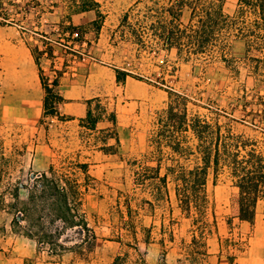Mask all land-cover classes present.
Returning a JSON list of instances; mask_svg holds the SVG:
<instances>
[{
    "label": "rangeland",
    "instance_id": "obj_1",
    "mask_svg": "<svg viewBox=\"0 0 264 264\" xmlns=\"http://www.w3.org/2000/svg\"><path fill=\"white\" fill-rule=\"evenodd\" d=\"M10 1L16 5L24 2ZM40 1L44 10L39 11L45 12L38 20L31 16V31L21 33L17 25L0 27V264H264L263 204L256 209L253 225L239 222L237 189L225 174L215 181L209 177L207 182L205 222L209 232L202 239L206 256L191 258L195 261L191 262L188 255L196 227L178 208L172 186L168 202L152 208L139 206L149 194L134 185L136 168L132 165L149 151L148 137L157 113L166 107V88L155 84L157 78L189 96L191 113L210 123H231L234 132L259 141L264 150V106L245 105L253 100L245 43L234 38L229 41L225 51L229 66L218 58L212 63L200 59L186 64L174 50L163 49L161 41L151 35V19L141 20L140 15L151 1L160 8L177 0H95L103 16L98 37L89 25L97 19L95 14H80L72 22L84 35L83 42L71 44L58 38V23L67 13L63 2ZM56 2L58 7L52 8ZM194 2L188 0L182 9L181 23L188 22ZM236 4L237 0H225V13L233 15ZM4 7L13 13V7ZM126 13L132 29L141 34L142 45L121 23ZM34 39L52 44L54 59L43 56L41 68L50 80L63 72L57 91L66 93V101H80L82 87L93 92L85 102L91 119L98 118L95 130L81 123H50L55 117L43 114L37 123L14 122L16 115L33 106L34 94H44L25 46V41ZM126 64L143 81L127 78L125 84H118L115 69ZM198 64L200 69L192 70ZM173 67L175 72H171ZM259 91L264 95L263 88ZM112 113L115 126L109 121ZM86 121L84 118L82 123ZM50 167L56 178L67 176L80 185V222L76 226L56 220L49 211L38 212V207L24 213L28 190L40 174L49 176ZM126 199L136 211L133 228L128 227ZM40 216L38 224L35 219ZM41 233L55 235L56 246L38 248L27 236Z\"/></svg>",
    "mask_w": 264,
    "mask_h": 264
},
{
    "label": "trees",
    "instance_id": "obj_2",
    "mask_svg": "<svg viewBox=\"0 0 264 264\" xmlns=\"http://www.w3.org/2000/svg\"><path fill=\"white\" fill-rule=\"evenodd\" d=\"M61 1L67 13L61 17L57 26L61 31L59 40L79 45L83 42L84 35H80L79 27L73 24L72 17L85 13H94L97 18L89 23L94 28V37L97 38L103 18L99 4L95 0ZM40 2L24 0L21 5H16L10 0H0V27L17 25L22 29L21 33L31 31V16L34 15V20H38L39 15L45 12L39 11V8L44 10ZM187 3L188 0H177L167 7L155 8L156 2L151 1L150 5H144L140 11L141 20L151 19V35L161 41L163 49L174 50L177 57L182 58L186 64L200 59L210 60L212 63L218 58L229 66L230 60L225 57L229 41L232 38L242 40L246 47L244 59L249 70L248 79L251 80L253 96V100L245 101V105L264 106V95L259 93L260 89H264V0H237L233 15L225 13V0H195L190 8L188 22L183 24L180 17ZM58 5L59 2H56L51 4V7L57 8ZM4 6L13 7V13ZM128 19L129 14H124L121 23L130 30L136 42L142 45L141 34L132 29ZM23 23H26L27 27H23ZM25 46L33 59L44 92V117L63 118L56 111V106L64 100L57 91L58 78L62 77L63 72H59L58 77L50 80L44 76L41 68L43 56L49 61L54 59L52 44L34 39L31 43L25 41ZM125 66L115 69V80L118 84H125L127 78L143 81L133 72L130 65ZM194 69H200L199 64L192 65V70ZM175 70L173 67L171 72ZM155 84L166 88L167 103L166 107L157 113L155 127L148 137L149 151L141 161H134L132 164L136 168L134 185L149 194V199L139 202V206L146 205L149 208L162 201L168 202V190L169 186H172L178 208L196 227L197 236H192L191 254L188 255L190 261L195 262L191 258L196 260L206 256L202 239L206 232H209L205 222L209 203L206 189L209 177L215 181L219 175L225 174L231 185L237 189L239 222L253 225L259 203L263 204L264 214V150L259 147V141L243 133L234 132L231 123H210L205 117L191 113L189 96L166 86L163 78H157ZM98 109L101 110L99 107ZM91 118L92 112L88 109L85 117L87 123L81 124L93 131L96 129L98 118ZM109 121L115 126V114L110 115ZM48 173L49 176L42 173L35 178L28 190L29 204L24 213L27 214L38 207V212L49 211L50 215L62 223L78 225L76 223L80 222V185L67 176L56 178L52 167ZM129 202L130 199L125 200L127 217L130 220L128 227H131L132 215L136 211L131 209ZM35 221L39 224L42 221L41 216ZM82 224L83 230L89 233L87 225ZM27 236L36 241L38 248L42 244L56 246L55 235L41 233ZM91 239L94 244L95 237L92 236Z\"/></svg>",
    "mask_w": 264,
    "mask_h": 264
},
{
    "label": "crops",
    "instance_id": "obj_3",
    "mask_svg": "<svg viewBox=\"0 0 264 264\" xmlns=\"http://www.w3.org/2000/svg\"><path fill=\"white\" fill-rule=\"evenodd\" d=\"M39 82V81H38ZM126 83V82H125ZM40 85V83H39ZM59 88V87H58ZM82 90L81 94L79 92L78 98L81 99L80 101L70 102L68 97L66 96L65 92L58 91L59 95L64 99L63 102L59 103L56 106V111L60 116H63L62 120L57 118H50V123H60L63 125H71V124H80L83 122L84 118L86 117L87 113V103L85 101L90 100L93 97V92L90 90L84 89V87L80 88ZM44 93V92H43ZM34 94L36 101H34L33 106L29 109H25L24 112L16 115L14 117V122L17 123H37L43 114V96H36ZM83 96V97H82ZM39 98L37 102V99ZM117 121H118V105L115 107ZM154 246H150V249H153ZM151 251V250H150ZM220 252V251H217ZM180 256V254H178ZM218 260V258L216 259ZM219 263L221 260H218Z\"/></svg>",
    "mask_w": 264,
    "mask_h": 264
}]
</instances>
